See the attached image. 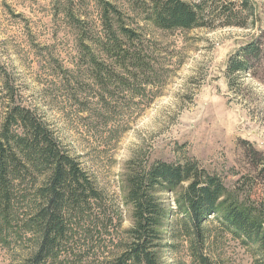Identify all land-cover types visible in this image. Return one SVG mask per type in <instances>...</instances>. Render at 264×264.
Masks as SVG:
<instances>
[{"label":"rangeland","instance_id":"rangeland-1","mask_svg":"<svg viewBox=\"0 0 264 264\" xmlns=\"http://www.w3.org/2000/svg\"><path fill=\"white\" fill-rule=\"evenodd\" d=\"M206 1L205 26L165 30L152 0H0L1 112L16 105L42 118L119 226L107 235L79 230L56 264H115L137 227L130 180L160 162H197L221 179L230 203L264 200V0ZM113 36L125 53L103 51ZM255 42L263 55L231 87V58ZM92 58L109 68L103 85ZM189 184L151 190L161 211L157 263L256 264L257 252L222 216L192 226L179 202ZM30 204L22 196L19 218L0 225V264H25L38 250L40 237L22 229Z\"/></svg>","mask_w":264,"mask_h":264},{"label":"trees","instance_id":"trees-1","mask_svg":"<svg viewBox=\"0 0 264 264\" xmlns=\"http://www.w3.org/2000/svg\"><path fill=\"white\" fill-rule=\"evenodd\" d=\"M152 3L153 20L162 29L190 30L205 26L204 15L209 10L206 0L195 4L184 0H152ZM109 8L113 7L107 3L105 23L107 31L112 33ZM112 40L113 45L101 43L103 51L111 55L125 53L116 36ZM261 55L262 45L255 42L232 57L226 70L229 85L232 87L237 75L245 72L251 61L260 59ZM127 58H133L137 68H144L139 55H127ZM90 65L95 68L100 84H105L102 74L108 72V66L95 58ZM1 110L0 225L12 226L19 218V199L30 194L29 210L22 214V229L40 237L38 250L25 264H56L60 253L67 250L73 240L71 237L79 234V230L96 229L100 230L98 234L107 235L118 229L114 209L108 206L78 161L65 151L47 123L25 107H8L5 113ZM187 182L190 184L179 202L184 204L192 226L200 231L205 218L222 216L235 234L244 237L257 252L256 264H264V200L257 205L230 203L228 198L222 200L226 188L221 179L210 175L194 161L177 165L160 162L147 173L136 172L132 176L128 199L135 207L137 227L132 233L133 243L115 264H158L154 249L159 239L156 227L161 211L151 190L155 185L176 189Z\"/></svg>","mask_w":264,"mask_h":264}]
</instances>
